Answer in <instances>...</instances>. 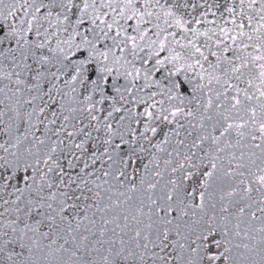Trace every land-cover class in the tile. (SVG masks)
Masks as SVG:
<instances>
[{
    "label": "snow or ice",
    "instance_id": "snow-or-ice-1",
    "mask_svg": "<svg viewBox=\"0 0 264 264\" xmlns=\"http://www.w3.org/2000/svg\"><path fill=\"white\" fill-rule=\"evenodd\" d=\"M0 264H264V0H0Z\"/></svg>",
    "mask_w": 264,
    "mask_h": 264
}]
</instances>
